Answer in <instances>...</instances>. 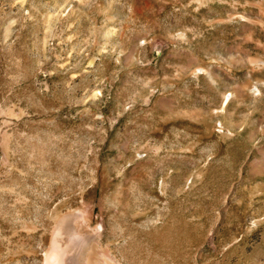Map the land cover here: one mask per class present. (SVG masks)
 Wrapping results in <instances>:
<instances>
[{"label":"rangeland","instance_id":"obj_1","mask_svg":"<svg viewBox=\"0 0 264 264\" xmlns=\"http://www.w3.org/2000/svg\"><path fill=\"white\" fill-rule=\"evenodd\" d=\"M0 264H264V0H0Z\"/></svg>","mask_w":264,"mask_h":264}]
</instances>
